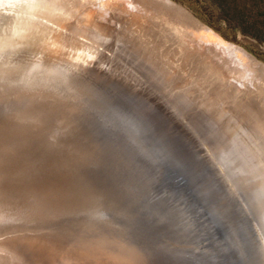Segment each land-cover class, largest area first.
<instances>
[{
  "label": "rangeland",
  "instance_id": "rangeland-1",
  "mask_svg": "<svg viewBox=\"0 0 264 264\" xmlns=\"http://www.w3.org/2000/svg\"><path fill=\"white\" fill-rule=\"evenodd\" d=\"M137 1L139 10L114 4L120 16L133 18V31L123 36L139 48L120 41L118 29L109 36L156 104L135 109L121 100L109 109L105 132L87 117L57 137L51 123L24 137L17 164L33 170V182L51 184L39 210L66 207L69 213L55 216L61 243L107 242L113 255L106 251V259L125 252L130 264H263L264 188L229 140L251 127L264 132V0H170L181 10ZM204 28L258 66L249 61L243 78L233 61L199 54L192 33ZM55 160L50 173L46 163Z\"/></svg>",
  "mask_w": 264,
  "mask_h": 264
},
{
  "label": "bare ground",
  "instance_id": "bare-ground-1",
  "mask_svg": "<svg viewBox=\"0 0 264 264\" xmlns=\"http://www.w3.org/2000/svg\"><path fill=\"white\" fill-rule=\"evenodd\" d=\"M118 1L0 0V95H2L1 97L4 95L7 97L0 99V103L5 101L9 103V101L23 93L24 95L30 94V89L34 92L37 89L41 91L54 88L60 89L67 84L76 88L78 87L76 84L84 79L88 80L91 76L100 75L112 84V86L109 85L110 87L105 92L110 94L113 99L115 98L117 103L112 106L118 105L121 100L126 98L121 96V89L126 87H130L133 93L127 95L129 96L126 98L127 100L135 101L136 98L144 96L147 102H144L143 106L156 104L152 88L148 86L144 77L135 72L133 65L127 63L128 60L125 57L126 60L120 56L119 49H121V45H119L120 42L117 38L111 39V36H109L110 33L112 34L114 30L118 29V39L120 40L121 36L127 35V31L131 30L128 27L130 28L134 24L131 22L133 18L119 15L120 13L116 6L119 3ZM121 1L124 3H119V5L130 10H139L141 4L137 0ZM159 1L167 8L173 7L181 10L170 0ZM181 13L183 12L181 11ZM96 16L102 17V20L96 21ZM182 16L183 19H188L189 22L194 24L196 28H203V25L192 18L189 19L184 13ZM112 23L118 24L117 27L113 28ZM119 23L123 25V27L121 26L122 31H119ZM112 35L114 37V33ZM192 35L195 50L199 54L207 59H209V55H216V57L223 60V63L226 62L225 58L228 61H233V68L235 71L238 69L236 72H239V75L243 78H247L246 75L250 73V62L258 66L253 57V60L250 61L245 53H241L239 48L227 43L209 28H204L199 33L194 32ZM123 37L125 40L129 39L130 44H132L131 49L137 50L135 49L137 47L136 43H133L135 39L132 42L130 36ZM138 40L140 41V39ZM143 56H145V52ZM210 60L213 59L210 58ZM138 63L140 62L138 61ZM230 68L233 70L231 65ZM47 84L48 86H45ZM74 96L76 98H84L83 92L75 93ZM77 111L82 113L81 110ZM12 122L9 121L8 124ZM3 126L5 127V124ZM31 134L33 132L25 134L24 137L29 138ZM0 135V142H2L4 141L3 134L1 133ZM235 136L233 138L236 141H234L235 143L231 139L229 140L231 141L230 148L232 152L238 158L239 156L236 152L241 157L244 156L245 162L251 166L264 188V132L261 129L251 127L243 129L240 133L235 132ZM16 159V157H11L6 161L9 164L4 163L6 167L10 165L9 167L13 168L15 177L9 180L5 178L6 181L0 187V226L7 224L19 214L34 213V211L40 213L39 211L41 210L39 208L42 206L43 200H46L51 192L50 182L42 185L30 181L31 179L23 172L24 168L22 167L24 165L21 163L18 165ZM236 161L238 162V159ZM57 165L59 164H57L56 160L54 163L48 162L46 163V169L53 173L55 168L58 167ZM97 169L99 168L97 167ZM100 170L102 171V167ZM8 175L9 173L2 171L0 172V179ZM45 179V177L42 179V183L45 182ZM8 240L0 239V264H28L31 261H35L39 258L37 257L39 255L34 257V252L37 251L36 253H38V251L43 249L41 246L44 245L38 240L30 239L32 240L31 243L23 248V253H26L27 258H30L24 261V257L20 258V249L15 248V250H12L14 246L11 245V240ZM30 240L28 239V241ZM29 254L31 255L28 256ZM124 255L128 258L127 254ZM120 260L122 258L118 259V261Z\"/></svg>",
  "mask_w": 264,
  "mask_h": 264
},
{
  "label": "water",
  "instance_id": "water-1",
  "mask_svg": "<svg viewBox=\"0 0 264 264\" xmlns=\"http://www.w3.org/2000/svg\"><path fill=\"white\" fill-rule=\"evenodd\" d=\"M85 80L77 83L76 85L78 87L76 88L65 84L66 86H62L60 89H45L42 91L37 89L35 92L30 89V94L24 95L23 93L12 101H9V103L6 101L0 103V134L2 133V137L4 138V141L0 142V172L6 171L7 174L9 173L7 177L0 179V187L3 186L6 180L15 177L13 175V168L9 167L10 165L6 167L4 163L7 164L8 162L6 161L9 158L17 157V154L23 151L22 146L27 141L24 140L25 134L30 132L36 134L37 129H41L43 124L51 123V127L49 128L51 137H57L64 129H70L75 123L81 122L83 118L86 119L87 117H90V125L97 131L102 132L108 129L106 128L109 120L107 119L109 116L108 111L112 109V105L117 103L115 98L113 99L110 97V94L105 93L110 87L109 85L112 86V84L100 75L91 76L90 79ZM45 86H48V84ZM121 90L122 97L128 98L129 96L127 95L132 93L130 87ZM79 92H83L84 98H76L74 96L75 93ZM4 97L7 98L4 95L0 99H4ZM126 98L120 103H124V101L128 102L127 104L135 109L139 108V105H142L144 102H147L144 96L138 99L136 98L135 101L127 100ZM144 107L151 109L146 105ZM77 110H81L82 113H79ZM9 121L13 122L8 124ZM1 124H5L6 128ZM32 171L29 170L28 173H25L29 179H34L31 178ZM37 171L40 172V168ZM51 209L53 211L45 209L44 212L42 210L39 211L40 213L34 211V213L29 212L27 214L17 215L7 222V224L0 226V239L11 240V245L14 246L12 250L19 248L21 251L19 253L20 258L24 257V261L30 258L26 257V253H23V248L31 243L32 240L30 239H34V241L38 240V242L44 244H41V248L43 247V249L38 251V253H36L37 251L34 252L33 256L39 255L37 256L39 258L28 264H113L114 260L116 262L118 261V257L123 260L126 259V264L134 261L131 260L128 254L126 255L128 258H126L124 255L126 254L125 252L123 254L120 253L122 257L118 255L117 257L114 256L116 258L111 257L112 259H106V251H110L111 246L103 241L100 244L94 241L92 245L83 244L81 240L75 239L70 244L74 246L66 248V245L61 243V238H59L57 231L62 223H59L60 221H57L56 217H58V212H63L64 214L65 211L69 213V210L66 207ZM96 215L97 213L93 212L88 217L94 218ZM68 219L63 220V222H68ZM11 245L10 247H12Z\"/></svg>",
  "mask_w": 264,
  "mask_h": 264
}]
</instances>
